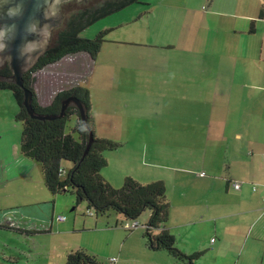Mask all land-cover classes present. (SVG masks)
Masks as SVG:
<instances>
[{
    "label": "crops",
    "instance_id": "obj_1",
    "mask_svg": "<svg viewBox=\"0 0 264 264\" xmlns=\"http://www.w3.org/2000/svg\"><path fill=\"white\" fill-rule=\"evenodd\" d=\"M170 4L167 8L179 9L175 1ZM190 4L194 11L179 13L194 12L197 27L191 22L185 33L163 40L160 35L147 41V29L133 26L154 16L160 2H146L141 16L122 23L130 31L121 43L136 48L138 55L136 66L122 62L120 67L125 73H119L121 87L115 91L132 103H123L116 113L141 122L128 125L115 138L121 145L116 158L127 166L103 178L116 189L127 178L143 185L164 182L170 202L166 229L186 256L199 257L195 264H264V0ZM134 55L129 53L132 61ZM130 106L129 117L124 113ZM3 137L1 133L0 199L5 203L0 200V213L8 215L12 209L21 215L15 221L20 237L52 235L57 200L44 186L42 167L22 156L21 134L12 145L4 144ZM66 224L58 222L60 233L68 232ZM95 230L100 227L95 225ZM12 239L27 247L26 241ZM120 253V259L113 258L115 264L122 262Z\"/></svg>",
    "mask_w": 264,
    "mask_h": 264
},
{
    "label": "rangeland",
    "instance_id": "obj_2",
    "mask_svg": "<svg viewBox=\"0 0 264 264\" xmlns=\"http://www.w3.org/2000/svg\"><path fill=\"white\" fill-rule=\"evenodd\" d=\"M171 1L142 0L144 4L146 2H160L154 16H145L140 22L133 24V26L142 25L144 29H147L144 34V38L147 41H154L160 38V35H162L161 40H163L167 36L171 37L172 35L177 36L185 33L186 26L191 22L197 27L193 19L194 12L188 16L179 13L185 12V10L188 11V9L190 11L195 10L194 6L190 4L191 0H189L188 4L187 0H173L178 4L179 9L167 8L171 5ZM102 2L103 0H87L86 4L76 0L60 2L57 12L61 17V25L52 31L49 39L50 44L56 41L57 35L67 18L79 11L97 6ZM143 10L142 5L131 6L95 23L83 31L81 37L89 40L95 39L100 33L109 32L106 35L99 55L92 62L89 56L80 54L65 59L58 66L47 67L36 74L35 84L40 93V102L47 104L54 96L52 88L56 89L57 87L56 84L50 85L53 76L59 81L58 88L74 86V84L78 83L77 80L85 83L88 82L89 78L88 87L91 94L92 116L95 121L94 133L99 139L108 138L106 140L118 143L115 138L122 136V132L124 130L127 131L126 127L128 125L141 122L117 116L116 112L121 109V105L123 103L124 105L131 104L132 101L127 102L128 97L115 91V87H121V83H117V78L119 73H121L120 77L124 76L125 73L120 69L122 62H126L129 66H136L134 63L137 62L136 56L138 55L136 48L129 46V44L121 43V40H124V38H129L125 31H130V29L126 30V26H123L122 23L135 20L137 16H141L140 14H142ZM129 53H135L134 61L130 59ZM215 55L219 54L213 53L214 58L217 59ZM223 55L224 58H231V53L223 52ZM198 59H201V57ZM133 88L138 90L139 85H134ZM139 98L142 100V97ZM155 103L157 107L160 106L157 101ZM152 108H148L150 109V114L152 110H155ZM131 109L132 107L130 106L129 111L125 112L126 110H124V114L130 117ZM140 111L142 112V110ZM18 112L19 106L12 91H0V134L4 135L1 139L6 145H12L15 138L20 137L22 132V125L16 119ZM156 120L158 121L159 119L156 118ZM115 129L117 130V134ZM130 150L131 148H129ZM107 158H109L110 166L105 168L102 174L115 175L117 168L122 169V167L127 166L125 163L117 160L116 152L108 153L106 155ZM65 165L68 167L72 166L70 163H65ZM51 198L57 200L56 216L62 215L67 218V222H62V224L65 225L67 223L65 228L68 232L60 233L61 229H57L58 221L54 224L52 235H39L31 239L26 236L20 237L16 232L11 230H1L5 234L3 236L0 235V264H66V254L79 249L87 251L102 264H107L114 257L120 259L121 251L123 254L120 264H182L177 260L167 261L163 258L149 259L146 256L150 255L154 257L155 255L162 254L170 257L167 252H148V249H146L147 242L144 239V234L146 231L145 226L149 221L148 213H144L139 218L141 227L128 231L122 228V224L126 223L123 216L111 213L97 218L92 212H88L85 203L77 202L76 195L73 193L58 195L56 198L51 196ZM0 200L2 203H5L4 199ZM53 205V203L49 204L51 208ZM12 211L14 210L10 209L8 215L1 212L0 214H4L2 219L14 222L20 221L21 215ZM75 222L76 224L74 225ZM95 225L99 226L100 230H95ZM44 230H36V232ZM12 237H17L21 243H23L22 241H26L27 247L14 243L17 241L12 242ZM10 238L12 239L11 241ZM12 248H16L17 251ZM198 261L199 259L195 263H199Z\"/></svg>",
    "mask_w": 264,
    "mask_h": 264
},
{
    "label": "trees",
    "instance_id": "obj_3",
    "mask_svg": "<svg viewBox=\"0 0 264 264\" xmlns=\"http://www.w3.org/2000/svg\"><path fill=\"white\" fill-rule=\"evenodd\" d=\"M134 5L146 7L142 0H103L97 6L71 15L64 22L51 49L31 71L23 76L24 88L33 95L32 106L37 115L57 117L62 111L63 102L76 98L90 126L87 135L78 131L79 122L83 121V118L74 103L68 105L63 118L46 121L32 119L23 105L24 90L8 81L12 76L8 65L0 68V91H12L15 97L19 106L16 119L22 125L21 154L42 167L44 186L51 195L57 197L73 193L77 202L85 203L88 212H92L97 218L111 213L123 216L126 222L124 229L128 231L141 227L139 218L144 213H148L149 221L145 226L144 237L149 250L167 252L183 264H195L199 257L186 256L178 248L175 237L166 229L170 202L164 182L143 185L132 178H127L120 189H115L103 178L102 171L108 166L106 155L116 152L121 145L96 137L88 86L77 80L78 83L74 86L62 87V90L43 106L35 84L36 74L47 67L58 66L67 58L81 54L89 56L93 62L99 55L109 32L100 33L93 40L83 39L82 32L95 23ZM65 163H70L72 166L68 167ZM201 176L204 177L205 173ZM236 184L233 183V187ZM134 222L139 223L136 229L126 228V225L131 226ZM3 224L1 230L20 232L14 221L5 220ZM66 264L102 263L87 251L79 249L67 255Z\"/></svg>",
    "mask_w": 264,
    "mask_h": 264
},
{
    "label": "water",
    "instance_id": "obj_4",
    "mask_svg": "<svg viewBox=\"0 0 264 264\" xmlns=\"http://www.w3.org/2000/svg\"><path fill=\"white\" fill-rule=\"evenodd\" d=\"M11 1L14 0H2V2H0V29H4L7 34V38L5 40V49L9 50V48H12L13 54L12 62L10 64L12 76L9 78L8 81L24 90L23 105L26 108L28 115L32 119H37L40 121L63 118L68 105L70 103H74L79 108L83 121L87 123L85 113L81 107L80 102L76 98H70L68 100H65L63 102L62 111L57 117L40 116L35 113L32 106L33 95L29 90L24 88L23 80L24 74L28 70H30V68L32 67V63L25 66V62L24 60H22L23 58L19 54L21 47L26 42H39L42 39L38 32H32L29 30L33 26L41 28L44 25H50L49 33L44 43L38 46L40 47V49L46 47V45L49 43L52 31L61 25V17L58 15L57 12L59 3L62 1L69 0H53L51 5L46 4L45 0H15L11 7H6L5 5L7 3H10ZM76 1H80L84 4L87 3V0ZM45 10L48 11V16L50 17V19L45 17ZM52 24H56V26L53 27ZM30 35H35L37 39L30 40ZM91 143L92 141L90 142V145Z\"/></svg>",
    "mask_w": 264,
    "mask_h": 264
},
{
    "label": "clouds",
    "instance_id": "obj_5",
    "mask_svg": "<svg viewBox=\"0 0 264 264\" xmlns=\"http://www.w3.org/2000/svg\"><path fill=\"white\" fill-rule=\"evenodd\" d=\"M2 2V0H0ZM53 0H45V3L48 5H51ZM45 17L50 19L48 16V11L45 10ZM50 25H44L41 28H37L35 26L31 27L29 30L32 32H38V34L42 37V39L39 42L34 41H28L26 42L20 49V56L24 59L25 66L31 64L35 58V56L39 53L41 50L39 45H42L49 33ZM7 38V34L4 29H0V53H2L5 50V40ZM89 125L84 122L80 121L78 126V131L84 135H87L89 131Z\"/></svg>",
    "mask_w": 264,
    "mask_h": 264
},
{
    "label": "flooded vegetation",
    "instance_id": "obj_6",
    "mask_svg": "<svg viewBox=\"0 0 264 264\" xmlns=\"http://www.w3.org/2000/svg\"><path fill=\"white\" fill-rule=\"evenodd\" d=\"M15 1V0H14ZM14 1H11L10 3H7L5 6L6 7H11L12 6V4L14 3ZM5 16H7V15H5ZM43 20H44V18H43ZM52 26L53 27H55L56 26V24H52ZM30 37V40H32V39H37L36 38V36L35 35H30L29 36ZM54 44V43H53ZM53 44L51 43L50 44V42L46 45V47L45 48H42L40 51H39V53L35 56V58H34V60H33V62H32V67L30 68V70H28L26 73H28L29 71H31L39 62H40V60H41V58L45 55V53L48 51V50H50L51 49V47L53 46ZM0 68H2V67H4V66H6V65H8L9 67H10V64H11V62H12V56H13V54H12V48H9V50L8 49H5L2 53H0ZM22 60H24V59H22ZM24 63V62H23ZM25 73V74H26ZM24 74V75H25ZM58 83H59V81H58V79L56 78V77H54L53 76V78H52V81H51V86H53L54 84H56V89L55 88H52L53 89V95L55 96L58 92H60L62 89H61V87L60 88H58ZM37 92L39 93V91H38V89H37ZM53 96V97H54Z\"/></svg>",
    "mask_w": 264,
    "mask_h": 264
},
{
    "label": "built area",
    "instance_id": "obj_7",
    "mask_svg": "<svg viewBox=\"0 0 264 264\" xmlns=\"http://www.w3.org/2000/svg\"><path fill=\"white\" fill-rule=\"evenodd\" d=\"M235 187H236V188H239V185L236 184ZM58 221H59V222H63V221H65V218L62 217V216H59V217H58ZM138 226H139V223H138V222H134V223H132L131 226L126 225V228H134V229H136ZM115 261H116L115 259H112V260L109 261L108 264H114Z\"/></svg>",
    "mask_w": 264,
    "mask_h": 264
}]
</instances>
